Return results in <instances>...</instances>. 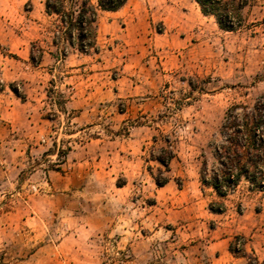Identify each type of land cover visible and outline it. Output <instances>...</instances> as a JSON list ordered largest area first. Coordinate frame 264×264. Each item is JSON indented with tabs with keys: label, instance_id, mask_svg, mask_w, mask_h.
I'll list each match as a JSON object with an SVG mask.
<instances>
[{
	"label": "rangeland",
	"instance_id": "1",
	"mask_svg": "<svg viewBox=\"0 0 264 264\" xmlns=\"http://www.w3.org/2000/svg\"><path fill=\"white\" fill-rule=\"evenodd\" d=\"M38 9L0 0V264H206L211 237L249 235L264 190L240 178L219 198L201 177L228 164L217 153L229 114L242 125L264 101V0H247L235 32L193 0H127L119 54L131 68L119 70V99L110 91L89 110L67 103L77 50L29 60L56 53L53 18ZM117 73L81 86L115 90ZM100 148L107 172H83L82 152ZM160 149L168 169L150 158ZM211 203L223 212L210 216Z\"/></svg>",
	"mask_w": 264,
	"mask_h": 264
},
{
	"label": "trees",
	"instance_id": "2",
	"mask_svg": "<svg viewBox=\"0 0 264 264\" xmlns=\"http://www.w3.org/2000/svg\"><path fill=\"white\" fill-rule=\"evenodd\" d=\"M127 0H44V9L47 16L53 18V31L51 45L55 48L56 59H63L69 49L87 54L95 51L96 27L95 20L98 11L115 12L120 10ZM200 13L205 17L214 19L217 27L224 32H235L243 22L242 10L247 5V0H193ZM26 4H29L27 2ZM39 57L34 56L31 50L29 60L34 66L40 63ZM242 125L235 123V116L229 114L223 127L227 135L229 146L219 149L218 157L222 155L227 160L222 169L215 171L211 181L201 177V183L212 188L219 198L226 197L227 193L236 186L240 178L247 180L253 187L263 191L261 182L264 180V101L254 105L251 111H244ZM242 130V131H241ZM244 134L247 138L245 145H239L238 136ZM241 148V151H240ZM163 156L151 154L150 158L159 165L168 169V164L173 158L170 150L160 149ZM221 155V156H220ZM168 179L162 182L154 179L157 187H163ZM210 204L212 213L223 212V203H218L217 209ZM243 238L236 237L229 251L239 254L242 251ZM258 264L254 257L247 258V264Z\"/></svg>",
	"mask_w": 264,
	"mask_h": 264
},
{
	"label": "crops",
	"instance_id": "3",
	"mask_svg": "<svg viewBox=\"0 0 264 264\" xmlns=\"http://www.w3.org/2000/svg\"><path fill=\"white\" fill-rule=\"evenodd\" d=\"M22 1L26 3L29 2L32 6L38 5V10H40L47 18L51 19V17L47 16L45 13L44 0H37V3L35 2L36 0ZM90 1L92 4H95V0ZM121 9L115 12H97L95 20V25L97 26L95 39L96 51H94L93 55L100 58V61L93 60L92 56L89 54L90 51L87 54L72 53L73 61L69 63L71 68L69 74H72V76L65 78L66 80L72 79L74 81L73 87L69 89L72 92V96L70 97V100L72 101L67 102L68 104L78 105L80 108L89 110L94 105L93 100H95V102H100L103 98H109L110 91L113 92V98L119 99V70L123 72L125 69L131 68L129 66L130 64L126 63L127 59H122L119 54V40H123L129 30L127 25L123 27L121 21H119ZM42 53L43 56H41L40 64L37 67L43 66L42 60L45 59L46 56L50 57L52 62L56 61V58L54 57L55 53H47L45 51ZM96 70L99 72L95 73L97 72ZM112 70L118 72L116 74L117 79L112 81L114 84L112 86L115 87V90L110 89L109 87L102 88L101 86L93 88L92 90V88L81 86L83 84L85 85V83L91 78L97 76H100L99 83L102 85L103 82H101V76L105 75L106 77L112 72ZM91 71L93 74H88L91 73ZM77 72H83L84 74L82 76H77ZM105 82L106 81H104V83ZM79 84L80 86H78ZM114 118L117 123H119V114L117 116L114 115ZM97 141L101 143L102 140L96 139L95 141H91L90 144ZM102 150V148L99 149V154L97 156V151H95V157H92L93 153H90L89 150L82 152L84 161L79 165L84 167L83 172H107L103 167L107 153L102 152ZM262 201L264 205V197ZM214 215L217 214L210 213V216ZM249 224L251 226V234L249 233V235H245L244 233H224L220 236L211 237L202 251L206 264H247L248 257H254L258 264H264V218L260 217L259 220L252 219ZM212 233L215 234L216 231L213 230ZM236 237L243 238L242 251L237 255L232 254L229 251V248L234 244Z\"/></svg>",
	"mask_w": 264,
	"mask_h": 264
},
{
	"label": "built area",
	"instance_id": "4",
	"mask_svg": "<svg viewBox=\"0 0 264 264\" xmlns=\"http://www.w3.org/2000/svg\"><path fill=\"white\" fill-rule=\"evenodd\" d=\"M261 187H262L263 190H264V180L261 182Z\"/></svg>",
	"mask_w": 264,
	"mask_h": 264
}]
</instances>
